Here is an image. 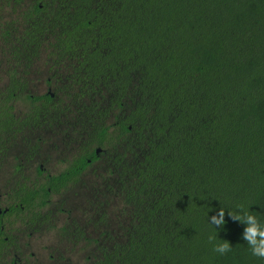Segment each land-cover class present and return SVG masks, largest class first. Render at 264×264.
I'll return each instance as SVG.
<instances>
[{
    "label": "trees",
    "instance_id": "trees-1",
    "mask_svg": "<svg viewBox=\"0 0 264 264\" xmlns=\"http://www.w3.org/2000/svg\"><path fill=\"white\" fill-rule=\"evenodd\" d=\"M0 14V161L49 128L77 148L46 185L12 190L19 224L104 159L131 222L91 264H264L228 214L264 226V0H0ZM42 59L55 84L27 95ZM221 207L225 225L210 224Z\"/></svg>",
    "mask_w": 264,
    "mask_h": 264
},
{
    "label": "rangeland",
    "instance_id": "rangeland-1",
    "mask_svg": "<svg viewBox=\"0 0 264 264\" xmlns=\"http://www.w3.org/2000/svg\"><path fill=\"white\" fill-rule=\"evenodd\" d=\"M8 13L7 9L1 14L7 19ZM53 75L44 59L38 62L31 71L27 95L40 96L49 91L48 82L55 84ZM14 107L16 115L24 116L30 109L26 96ZM65 130L66 127H55L28 133L9 150L0 161L1 206L9 203L10 192L18 185L39 189L46 184L47 175L55 176L65 170L77 154V148L71 144L74 135L71 130L70 133ZM37 140L38 153L29 160L26 141L33 146ZM104 162L103 159L90 165L78 182L42 199L44 204L36 201L32 210L42 216L39 224L16 226V247L12 255L18 264H91L99 256V247L107 246L112 240L123 241L131 212L109 189L112 182ZM40 166L42 175L37 170Z\"/></svg>",
    "mask_w": 264,
    "mask_h": 264
},
{
    "label": "clouds",
    "instance_id": "clouds-1",
    "mask_svg": "<svg viewBox=\"0 0 264 264\" xmlns=\"http://www.w3.org/2000/svg\"><path fill=\"white\" fill-rule=\"evenodd\" d=\"M242 209L241 212L228 211V214L236 220L247 221V227L243 234V239L247 242V245L252 253V255L264 259V226L258 221L255 215H252L249 211L245 210L243 206H238ZM225 209L220 208L218 216L213 215L209 218L210 224L223 227L225 225L224 220ZM215 239V237H210V241ZM231 244L227 240H223L222 243L216 244L214 246V251L220 254H226L230 252Z\"/></svg>",
    "mask_w": 264,
    "mask_h": 264
},
{
    "label": "flooded vegetation",
    "instance_id": "flooded-vegetation-1",
    "mask_svg": "<svg viewBox=\"0 0 264 264\" xmlns=\"http://www.w3.org/2000/svg\"><path fill=\"white\" fill-rule=\"evenodd\" d=\"M68 166H69V164L66 166V168ZM39 168L42 172V170H43L42 166H40ZM42 174L43 173H41V175ZM47 177H52V175H47ZM11 192H10V194H11ZM56 194H58V193H56ZM50 195H54V194L51 193ZM9 205H10L9 203L5 206L0 205V222H1L0 228H1V231L3 232V247H2V252L0 253L1 254L0 255V264H2V262H6V261H9V264H18L17 259L15 257H13V255H12V250L16 247V239H17L16 226H17V224H19V222H18V217H17L16 211L10 210ZM31 211H32V209H31ZM26 214H28V212H26Z\"/></svg>",
    "mask_w": 264,
    "mask_h": 264
}]
</instances>
